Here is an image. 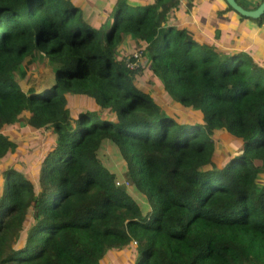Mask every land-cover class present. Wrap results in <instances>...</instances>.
<instances>
[{"label": "trees", "instance_id": "obj_1", "mask_svg": "<svg viewBox=\"0 0 264 264\" xmlns=\"http://www.w3.org/2000/svg\"><path fill=\"white\" fill-rule=\"evenodd\" d=\"M163 5L178 8L107 0L85 16L82 0H0V264H103L127 249L119 264H264V68ZM125 37L136 68L133 51L117 57ZM34 53L53 84L26 93L12 73ZM144 69L195 116L137 84ZM78 98L92 107L72 113ZM24 113L53 136L34 174L2 165L21 153L4 127ZM105 141L133 192L98 155Z\"/></svg>", "mask_w": 264, "mask_h": 264}, {"label": "rangeland", "instance_id": "obj_2", "mask_svg": "<svg viewBox=\"0 0 264 264\" xmlns=\"http://www.w3.org/2000/svg\"><path fill=\"white\" fill-rule=\"evenodd\" d=\"M82 1L83 7L87 6L84 8L85 16H88L91 14V12L97 16L99 14L98 9H103L101 6L102 1ZM168 6L169 5H164L162 7V10L166 13L167 18L171 17L170 12L167 9ZM167 25L168 23L165 26ZM121 46H123L125 50L124 53L121 51L117 52L118 58L130 54L134 50V44H132V41L129 37L123 38ZM54 67L55 65L49 62L45 57L37 56L36 53H34L28 57L27 60L22 63V65H19L13 71L12 78L26 93H28L30 90L37 91L42 88L45 89V87H49L53 84ZM137 84L141 85L144 90L152 94L155 99L174 112L191 118L195 116L192 112H190L189 109L180 107L179 105L170 103L169 100H166V97L161 93L160 84L157 81L155 75L149 72L147 69H144L142 74L137 77ZM85 99L86 98H78L74 101L72 113L75 109H87L88 107H92V104ZM196 119L198 120L197 117ZM3 132L17 142V149L21 150V153H19V155L15 152L10 154L8 159L5 161V164L2 163V165H12L14 167L13 161H18L21 159L20 162H17L18 165L14 168L19 170L28 169L29 171L35 169L33 174L37 172L38 168H36V163H39L41 157L44 156L45 152L47 151L46 148L52 142L53 137L48 133V131L44 129L43 123L33 119L32 117H29L27 113H24L12 124L5 125ZM216 142L219 144L220 148L227 149L229 148L231 141L230 139H225L217 140ZM29 148L33 149L32 153L28 151ZM114 148L115 146L113 144L105 141V143L101 146L98 155L106 166H109L113 171L115 170L117 172V184L123 183L130 192H133L132 184L125 180L126 177L123 174L124 165L122 164L121 159L117 157V153ZM24 150H26L27 153L23 154ZM262 177L264 179V172L262 173ZM135 198L140 203H146L140 195ZM128 250L130 249L124 251L122 250L119 253H109L103 264H119L120 259L125 258L129 253Z\"/></svg>", "mask_w": 264, "mask_h": 264}, {"label": "crops", "instance_id": "obj_3", "mask_svg": "<svg viewBox=\"0 0 264 264\" xmlns=\"http://www.w3.org/2000/svg\"><path fill=\"white\" fill-rule=\"evenodd\" d=\"M104 4L107 0H99ZM178 8L168 6L171 20L206 37L218 50L244 52L264 68V24L247 18L231 8L226 0H174ZM247 10L263 0H235ZM164 6V5H163ZM166 9V8H165ZM190 28V29H192ZM222 52V51H221Z\"/></svg>", "mask_w": 264, "mask_h": 264}, {"label": "water", "instance_id": "obj_4", "mask_svg": "<svg viewBox=\"0 0 264 264\" xmlns=\"http://www.w3.org/2000/svg\"><path fill=\"white\" fill-rule=\"evenodd\" d=\"M227 4L236 12L247 18L258 19L264 14V0L262 3L253 10H247L240 6L235 0H226Z\"/></svg>", "mask_w": 264, "mask_h": 264}, {"label": "built area", "instance_id": "obj_5", "mask_svg": "<svg viewBox=\"0 0 264 264\" xmlns=\"http://www.w3.org/2000/svg\"><path fill=\"white\" fill-rule=\"evenodd\" d=\"M262 23L264 24V17L262 20ZM141 55V52L138 50H135L131 53V60H127V66H129L130 68H136L138 66V60L139 57Z\"/></svg>", "mask_w": 264, "mask_h": 264}]
</instances>
